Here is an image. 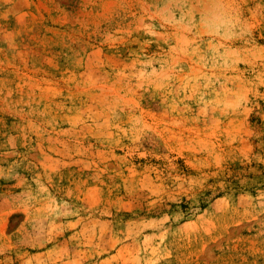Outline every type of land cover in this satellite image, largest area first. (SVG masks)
<instances>
[{"label": "rangeland", "instance_id": "rangeland-1", "mask_svg": "<svg viewBox=\"0 0 264 264\" xmlns=\"http://www.w3.org/2000/svg\"><path fill=\"white\" fill-rule=\"evenodd\" d=\"M0 264H264V0H0Z\"/></svg>", "mask_w": 264, "mask_h": 264}]
</instances>
